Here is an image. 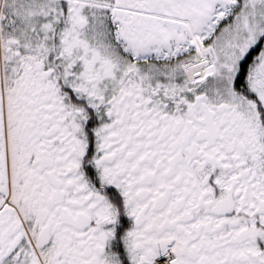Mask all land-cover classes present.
I'll return each mask as SVG.
<instances>
[{
	"label": "snow or ice",
	"instance_id": "obj_1",
	"mask_svg": "<svg viewBox=\"0 0 264 264\" xmlns=\"http://www.w3.org/2000/svg\"><path fill=\"white\" fill-rule=\"evenodd\" d=\"M0 264H264V0H0Z\"/></svg>",
	"mask_w": 264,
	"mask_h": 264
}]
</instances>
